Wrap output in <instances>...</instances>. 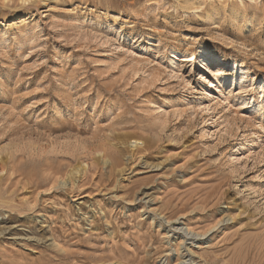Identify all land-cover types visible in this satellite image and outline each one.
<instances>
[{
  "label": "rangeland",
  "instance_id": "rangeland-1",
  "mask_svg": "<svg viewBox=\"0 0 264 264\" xmlns=\"http://www.w3.org/2000/svg\"><path fill=\"white\" fill-rule=\"evenodd\" d=\"M182 263L264 264V0H0V264Z\"/></svg>",
  "mask_w": 264,
  "mask_h": 264
},
{
  "label": "bare ground",
  "instance_id": "bare-ground-1",
  "mask_svg": "<svg viewBox=\"0 0 264 264\" xmlns=\"http://www.w3.org/2000/svg\"><path fill=\"white\" fill-rule=\"evenodd\" d=\"M216 59H218V61H223L222 59L216 57V56H207V57H203L202 58V61L201 63L203 64V67L205 68H209L210 67V64L215 61ZM208 70V69H207ZM71 171V170H70ZM68 173V172H67ZM61 178V177H60ZM57 179V178H56ZM63 180V179H62ZM55 181V179H54ZM55 183V182H54ZM63 184V182L61 183ZM3 204V203H2ZM5 204V203H4ZM14 218H17V217H14ZM11 231H13L15 228H17V226H12V227H9ZM5 229V228H4ZM6 230V229H5ZM9 230V229H8ZM16 230V229H15ZM183 264V263H182Z\"/></svg>",
  "mask_w": 264,
  "mask_h": 264
}]
</instances>
